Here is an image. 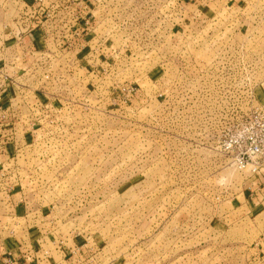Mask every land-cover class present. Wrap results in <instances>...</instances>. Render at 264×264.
Listing matches in <instances>:
<instances>
[{
    "label": "rangeland",
    "instance_id": "1",
    "mask_svg": "<svg viewBox=\"0 0 264 264\" xmlns=\"http://www.w3.org/2000/svg\"><path fill=\"white\" fill-rule=\"evenodd\" d=\"M190 2L108 0L94 28L112 59L75 91L53 72L29 80L60 87L38 114L48 123L33 125L53 134L37 141L49 152L25 186L29 207L52 212L47 260L67 243L89 246L96 264H264V200L243 197L254 177L251 140H239L264 110V0ZM26 157L2 160L0 174L19 168L24 180ZM181 212L191 230L177 227Z\"/></svg>",
    "mask_w": 264,
    "mask_h": 264
},
{
    "label": "crops",
    "instance_id": "2",
    "mask_svg": "<svg viewBox=\"0 0 264 264\" xmlns=\"http://www.w3.org/2000/svg\"><path fill=\"white\" fill-rule=\"evenodd\" d=\"M35 1L0 0V78L14 77L12 81L6 80L8 84L0 86V140H6L9 145L7 150H0V164L10 155L18 157L19 153H24L27 156L24 161V180L19 168L0 174V181L3 182L0 188L4 190V182L9 181L6 184L9 185L7 191L11 193L13 189L7 198L8 211L0 213V264H96L89 246L69 247L67 243L64 247L57 246L52 250L47 260L45 250L51 248H47L51 244L49 241L57 239L50 234L55 223L46 220L52 212L38 206L29 207L25 186L27 171L32 172L36 166L34 162L49 152L37 141L48 140L53 132L49 134L45 127H33L48 123L49 116L41 120L43 115L38 114H46V108L55 106L56 103L51 102L49 96L57 93L60 89L58 84L67 80L70 84L68 89L77 90L82 86L78 83L79 76H93L97 72L94 68L100 61L108 63L112 59L110 49L105 48L107 40L97 34L94 28L107 21L103 19L108 0H45L42 9L37 8ZM190 1L199 0H185L188 6L198 7V4ZM85 24L86 33H82L80 31H83ZM92 61L98 62L89 66ZM83 65H88V68L84 70ZM102 70L106 71L105 68ZM47 72L57 73L59 83L55 80L44 84L40 80L29 81L31 77L39 78ZM22 77L27 78V83H23ZM34 107H40V111L36 112ZM25 109L27 116L23 115ZM87 149L86 153H89L90 149ZM84 151L76 150L77 154ZM2 168L11 166L0 165ZM12 172L19 177L15 174L12 178ZM252 177L253 182L243 197L251 207L258 209L263 206L264 200V168ZM174 215L180 217L177 227L191 230L190 214L181 212ZM5 220L7 223L3 224ZM64 237L61 238V244L69 241ZM262 250L264 253L263 245Z\"/></svg>",
    "mask_w": 264,
    "mask_h": 264
},
{
    "label": "built area",
    "instance_id": "3",
    "mask_svg": "<svg viewBox=\"0 0 264 264\" xmlns=\"http://www.w3.org/2000/svg\"><path fill=\"white\" fill-rule=\"evenodd\" d=\"M45 0H36L35 5L37 8L42 9ZM85 27H83L82 33H86ZM79 32L77 33V35ZM249 125L244 128L243 132L239 134V140H251L249 148L246 150L247 160L245 163L251 162L253 167V174L257 173L259 169L264 168V110L262 109L254 117L250 119ZM239 140L233 142L232 140L226 143L227 148H233L234 144H239ZM245 158V157H244Z\"/></svg>",
    "mask_w": 264,
    "mask_h": 264
}]
</instances>
